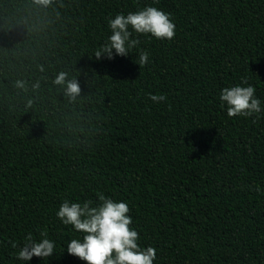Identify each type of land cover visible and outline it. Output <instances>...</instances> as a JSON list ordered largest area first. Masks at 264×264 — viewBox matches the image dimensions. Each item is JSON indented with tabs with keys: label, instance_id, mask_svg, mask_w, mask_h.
Wrapping results in <instances>:
<instances>
[{
	"label": "trees",
	"instance_id": "1",
	"mask_svg": "<svg viewBox=\"0 0 264 264\" xmlns=\"http://www.w3.org/2000/svg\"><path fill=\"white\" fill-rule=\"evenodd\" d=\"M148 6L174 38L97 60L108 21ZM244 79L259 119L221 107ZM98 192L128 203L153 264H264V0H0V264H86L56 212ZM45 229L53 256L17 259L9 241Z\"/></svg>",
	"mask_w": 264,
	"mask_h": 264
},
{
	"label": "clouds",
	"instance_id": "2",
	"mask_svg": "<svg viewBox=\"0 0 264 264\" xmlns=\"http://www.w3.org/2000/svg\"><path fill=\"white\" fill-rule=\"evenodd\" d=\"M37 3L47 5L49 0H37ZM108 25L111 35L94 52L97 60L128 57L140 44L139 35L151 34L158 40H172L176 28L169 13L152 6L127 15L117 14L108 21ZM133 33L137 34V38H133ZM148 63L149 53L140 51L136 64L141 68ZM67 75L60 72L53 83L66 84V94L74 99L80 94V84L76 80H67ZM243 85H247V79L239 85L223 88L219 96L221 107H227L229 117L257 115L259 119L262 108L261 101L255 95L256 89L252 85ZM18 86L23 87L22 84ZM149 98L154 103L166 100L164 95H150ZM97 196L98 202L90 199L70 202L65 199L56 212L63 225H71L75 232L82 234V238L71 239L67 243L68 254L86 264H153L157 250L152 246H139V233L130 227L133 221L128 203L116 201L102 192H98ZM9 243L12 248H18L17 259L26 262L34 256L49 259L56 249V243L48 237L46 229L39 231V239L32 232L27 233L20 247L17 242Z\"/></svg>",
	"mask_w": 264,
	"mask_h": 264
}]
</instances>
